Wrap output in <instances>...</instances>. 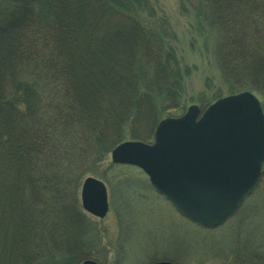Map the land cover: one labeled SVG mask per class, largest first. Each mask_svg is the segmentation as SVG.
<instances>
[{"label": "trees", "instance_id": "16d2710c", "mask_svg": "<svg viewBox=\"0 0 264 264\" xmlns=\"http://www.w3.org/2000/svg\"><path fill=\"white\" fill-rule=\"evenodd\" d=\"M8 1L0 5V264H80L87 245L65 234L86 225L78 205L64 202L70 180L85 175L84 145L93 138L112 150L136 113L138 123L157 124L150 95L175 105L186 70L166 47V23L143 19L148 0ZM201 2L219 34L222 72L264 97V0ZM37 65L55 79L45 98L31 83L3 88L17 79L14 68L31 74Z\"/></svg>", "mask_w": 264, "mask_h": 264}, {"label": "rangeland", "instance_id": "374dc122", "mask_svg": "<svg viewBox=\"0 0 264 264\" xmlns=\"http://www.w3.org/2000/svg\"><path fill=\"white\" fill-rule=\"evenodd\" d=\"M8 3V0H0L1 7L10 6ZM142 17L156 27L166 23L169 28L166 47L174 51L186 73L182 75L175 105L167 106L168 101L160 102V97L151 94L158 123L157 118L151 123L147 120L138 123L137 113L129 116L119 127L120 143L140 141V137L153 134L155 138L161 120L183 116L191 106L204 110L216 100L243 90L237 89L222 72L219 34L211 25L201 0H148ZM30 68L27 66L21 72L14 68V78L18 80L8 83L4 80L3 88L17 81L28 86H32L31 83L42 87L45 98L54 88L55 79L39 65L31 74L27 72ZM252 93L259 99L264 115V97L255 91ZM40 119L43 117L31 118L35 123ZM97 141L90 138L84 145L91 155L81 164L85 175L70 180L64 202L72 210L78 205L80 219L86 225L83 229L73 225L72 232L69 230L65 234L67 240H78L87 245L83 253L88 258L84 261L90 256L89 260L98 264H154L161 261L172 264H264V165L258 182L237 210L220 226L207 228L187 218L173 202L156 191L141 169L112 165L113 149H102V143L98 145ZM88 176L101 180L107 188L109 210L104 218L93 216L82 208L81 187ZM45 218L42 215L47 224ZM4 263L10 262L5 259Z\"/></svg>", "mask_w": 264, "mask_h": 264}, {"label": "water", "instance_id": "95a60500", "mask_svg": "<svg viewBox=\"0 0 264 264\" xmlns=\"http://www.w3.org/2000/svg\"><path fill=\"white\" fill-rule=\"evenodd\" d=\"M111 160L141 168L186 216L216 227L236 210L260 177L264 163L260 101L244 91L215 101L203 112L191 106L180 118L162 120L154 143L122 142L112 151ZM81 202L85 211L104 218L109 210L104 183L87 177Z\"/></svg>", "mask_w": 264, "mask_h": 264}, {"label": "flooded vegetation", "instance_id": "af4514ba", "mask_svg": "<svg viewBox=\"0 0 264 264\" xmlns=\"http://www.w3.org/2000/svg\"><path fill=\"white\" fill-rule=\"evenodd\" d=\"M93 260V259H92Z\"/></svg>", "mask_w": 264, "mask_h": 264}]
</instances>
